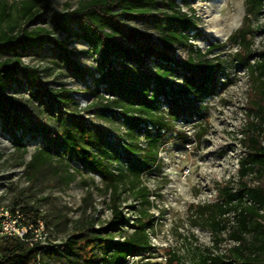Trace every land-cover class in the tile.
<instances>
[{
  "label": "trees",
  "instance_id": "1",
  "mask_svg": "<svg viewBox=\"0 0 264 264\" xmlns=\"http://www.w3.org/2000/svg\"><path fill=\"white\" fill-rule=\"evenodd\" d=\"M50 3L0 0V49L12 53L0 60V127L20 149L25 148L27 136L46 141L28 163L30 186L48 173L68 186L76 180L78 171H71L70 165L76 160L102 176L110 194L111 215L97 227V218L84 214L64 240L48 245H32L18 236L5 235L0 239V264H48L47 259L55 256L67 264H152L153 191L143 184V176L157 164L158 145L165 132L174 129L178 119L191 122L202 116L199 103L215 90L224 67L222 59L210 55L224 45L212 43L205 51L198 47L193 41L200 34L196 10L191 6L185 10L179 0H82L74 8L68 4L54 13L55 29L36 26L42 6L47 8ZM263 10L264 0H247L246 19ZM130 17L152 22L159 41L152 32L128 24L126 18ZM58 30L90 46L94 68L73 57L72 41L55 37ZM252 32L248 24L231 36L245 48L237 56L256 88L249 104V123L239 139L244 153L239 159L238 187L225 189L222 201L214 206L217 215L205 214L217 245L224 233L234 244L221 254L209 255L204 264H264V92H259L264 89V51L251 62ZM45 42L61 49L68 67L85 83L92 81L95 99L88 110L120 119L124 131L115 135L77 119L80 104L74 90L48 85L43 69L24 61ZM178 46L188 48L187 57H177ZM9 82L25 86L30 98L24 100L9 92ZM91 196L85 199L87 206ZM22 202L18 199L8 208L26 224H37L43 218L50 226V213L39 204ZM126 207L137 212L134 217L127 214ZM203 209L199 206L200 212ZM133 257L145 261L131 262ZM180 262L181 257L173 253L166 264Z\"/></svg>",
  "mask_w": 264,
  "mask_h": 264
},
{
  "label": "rangeland",
  "instance_id": "2",
  "mask_svg": "<svg viewBox=\"0 0 264 264\" xmlns=\"http://www.w3.org/2000/svg\"><path fill=\"white\" fill-rule=\"evenodd\" d=\"M7 1L15 4L21 0ZM45 1L42 0L41 5ZM80 1L82 0H51L47 8L42 6L36 26L55 29L54 13L63 11L68 4L74 8ZM179 2L185 10L189 6L196 10L200 34L193 41L198 47L205 51L212 43L224 45L210 55L222 59L224 67L219 73L215 90L199 103L202 116H195L191 122L185 118L178 119L175 128L165 132L158 145L159 160L143 176V184L153 191L150 212L154 223L150 235L154 257L149 259L152 264H166L173 253L181 257L179 264H204L206 257L221 254L234 244L227 233H224L223 241L217 245L205 217V214L217 215L214 213V206L222 201L226 188L235 190L238 187L239 159L244 153L239 139L249 123V104L256 89L249 72L237 56L245 48L238 41L231 40V36L244 25L247 29L250 24L253 32L249 39L254 52L251 62L258 58L259 52L264 51V10L252 15L248 21L247 0ZM126 22L152 32L159 41V34L152 22L131 17L126 18ZM54 36L72 41L69 48L74 50L73 57L82 65L94 68L96 62L87 43L68 38L65 32L59 30ZM175 53L177 57L185 58L188 48L178 46ZM10 56L12 53L0 49V60ZM23 59L26 63L43 69V77L48 85L57 88L67 86L74 90L80 104L79 110L75 111L77 119L91 127L110 130L115 135L124 131L125 127L120 119L88 110V105L95 99L92 92L95 86L91 80L85 83L74 69L68 67L60 48L51 42H45ZM7 89L24 100L30 98L25 86L18 87L9 82ZM259 92L261 94L264 89ZM163 109L168 111L166 105ZM54 127L58 128L56 125ZM150 127L156 131L155 126ZM24 142L25 148L20 149L0 127V206L6 209L18 199H22V204H39L44 212L51 215L48 239L51 243L64 240L84 214L94 215L98 221L97 227H101L111 215L108 207L110 194L105 190L102 176L72 160L71 171L78 172L76 180L68 186L58 183L50 173L30 186L28 163L36 150L46 145V141L41 137L30 139L27 136ZM141 145H146L144 137ZM93 150L99 151L95 147ZM118 165V162L114 163L115 167ZM89 194H92L88 199L91 205L87 206L85 199ZM199 206L204 208L202 212ZM138 208H141L140 203ZM125 211L130 217L137 213L128 207ZM229 216L233 221L234 213ZM65 221L68 222L67 225ZM137 260L145 261L139 257L130 259L131 262ZM47 263L67 264V261L55 256L47 259Z\"/></svg>",
  "mask_w": 264,
  "mask_h": 264
},
{
  "label": "built area",
  "instance_id": "3",
  "mask_svg": "<svg viewBox=\"0 0 264 264\" xmlns=\"http://www.w3.org/2000/svg\"><path fill=\"white\" fill-rule=\"evenodd\" d=\"M50 228L43 218L38 219L37 224H26L20 218V214L14 215L10 208L4 209L0 206V239L5 235H15L32 245L34 243L48 245Z\"/></svg>",
  "mask_w": 264,
  "mask_h": 264
}]
</instances>
